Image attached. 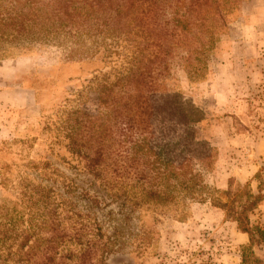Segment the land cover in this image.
Returning a JSON list of instances; mask_svg holds the SVG:
<instances>
[{"label": "trees", "instance_id": "1", "mask_svg": "<svg viewBox=\"0 0 264 264\" xmlns=\"http://www.w3.org/2000/svg\"><path fill=\"white\" fill-rule=\"evenodd\" d=\"M240 2L0 0V58L42 45L65 60L98 57L109 64L89 80L92 110L67 113L68 151L112 202L135 208L195 199L201 188L195 166L208 167L214 150L196 137L192 124L199 116L174 88L172 65L188 80L200 79L215 29ZM258 185L231 210L247 239L239 264H262L253 248H264V226L248 221L264 196ZM19 186L17 200L0 201V264H103L119 249L117 229L105 234L94 216L96 195L83 191L78 208L70 191L40 181Z\"/></svg>", "mask_w": 264, "mask_h": 264}, {"label": "rangeland", "instance_id": "2", "mask_svg": "<svg viewBox=\"0 0 264 264\" xmlns=\"http://www.w3.org/2000/svg\"><path fill=\"white\" fill-rule=\"evenodd\" d=\"M224 20L200 79L172 65L174 88L199 116L196 137L214 150L208 167L195 166L198 197L135 208L106 198L64 134L68 111L92 110L89 80L110 65L98 57L65 60L57 48L36 45L0 58V201L17 200L20 180L70 191L78 208L83 191L96 195L94 216L105 234L117 229L120 243L103 264H239L247 239L231 210L258 184L264 193V0H242ZM248 221L264 226V196ZM253 252L264 264V248Z\"/></svg>", "mask_w": 264, "mask_h": 264}]
</instances>
